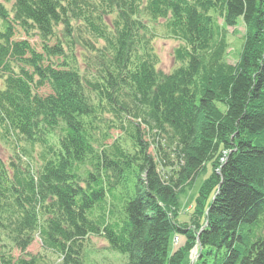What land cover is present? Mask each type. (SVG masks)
Segmentation results:
<instances>
[{"label": "trees", "instance_id": "1", "mask_svg": "<svg viewBox=\"0 0 264 264\" xmlns=\"http://www.w3.org/2000/svg\"><path fill=\"white\" fill-rule=\"evenodd\" d=\"M149 23L180 43L168 73ZM0 79V233L20 252L0 264H53L26 253L36 237L87 264L91 235L125 264H191L194 246L192 264H264V0H0Z\"/></svg>", "mask_w": 264, "mask_h": 264}, {"label": "rangeland", "instance_id": "2", "mask_svg": "<svg viewBox=\"0 0 264 264\" xmlns=\"http://www.w3.org/2000/svg\"><path fill=\"white\" fill-rule=\"evenodd\" d=\"M5 6L11 8L13 4V0H1ZM152 23H149L151 26ZM152 27H155L153 30L155 31L156 35L151 38L153 51L156 55V67L157 69L161 70L163 73L170 72L173 68L176 67V63L174 60V49L180 44L178 40L173 38H167L163 36L160 31V28L157 24H153ZM227 38L230 45L229 54H228V62L235 63L238 59L239 53L241 48L244 44V35H245V26L242 21L239 19L236 23L232 26H227ZM15 40H21L26 38L22 32L18 29L14 31ZM31 46L40 52L41 44L40 41L36 36L31 37L28 39ZM53 44V42L51 43ZM84 52L80 46L75 48V56H77L78 60L77 63L80 65L81 69H84L85 63L81 60L78 55V52ZM0 87H1V79H0ZM41 93L49 92L48 88H42L40 90ZM117 132V131H116ZM148 138V136L146 137ZM10 152L8 151L7 147L3 144V141L0 139V156L3 160L8 161ZM211 172V166L207 165L206 170L204 173H201L194 181L191 187H184L181 190V193L178 194V215L177 221L180 223H189V214L192 212L194 208V204L198 195V191L200 186L202 185L204 179L209 175ZM188 207H191V210H188ZM180 244L183 243L184 236L180 235ZM180 244H174L172 239L169 243V250L176 248ZM0 250H5L11 252L12 257L16 258L20 255V252L12 247V244L8 237L3 233H0ZM26 253L28 255H46L48 260L53 263L57 264L58 257L49 251H45L40 244L39 238H34L33 242L30 246L26 249ZM24 254V256H27ZM197 250L196 246H194L190 250V261L191 264L196 260ZM85 258L87 264H125L126 263V255L120 254L116 251L109 249L106 241L99 236H89L87 239V246L85 249Z\"/></svg>", "mask_w": 264, "mask_h": 264}, {"label": "bare ground", "instance_id": "3", "mask_svg": "<svg viewBox=\"0 0 264 264\" xmlns=\"http://www.w3.org/2000/svg\"><path fill=\"white\" fill-rule=\"evenodd\" d=\"M192 208L191 207H188V210H191ZM180 233H175V234H173V236L171 237V239H172V242L174 243V244H180L179 242H180V240H181V238H180ZM180 246V245H179ZM178 247V246H177Z\"/></svg>", "mask_w": 264, "mask_h": 264}]
</instances>
